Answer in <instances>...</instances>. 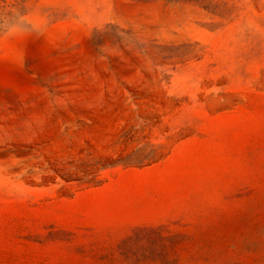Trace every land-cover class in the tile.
<instances>
[{
  "label": "rangeland",
  "instance_id": "374dc122",
  "mask_svg": "<svg viewBox=\"0 0 264 264\" xmlns=\"http://www.w3.org/2000/svg\"><path fill=\"white\" fill-rule=\"evenodd\" d=\"M0 264H264V0H0Z\"/></svg>",
  "mask_w": 264,
  "mask_h": 264
}]
</instances>
